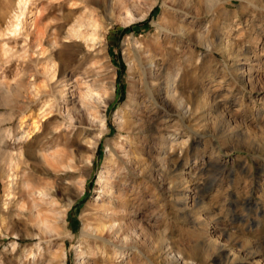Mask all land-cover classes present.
I'll return each instance as SVG.
<instances>
[{
    "label": "rangeland",
    "instance_id": "374dc122",
    "mask_svg": "<svg viewBox=\"0 0 264 264\" xmlns=\"http://www.w3.org/2000/svg\"><path fill=\"white\" fill-rule=\"evenodd\" d=\"M198 2L0 0V264H264V0Z\"/></svg>",
    "mask_w": 264,
    "mask_h": 264
},
{
    "label": "bare ground",
    "instance_id": "6f19581e",
    "mask_svg": "<svg viewBox=\"0 0 264 264\" xmlns=\"http://www.w3.org/2000/svg\"><path fill=\"white\" fill-rule=\"evenodd\" d=\"M224 1H227V0H199V2H200V4L201 3H204L206 6H207V8L209 9V11H212V10H216L217 8H220L221 7V5H223V2ZM192 2V1H191ZM196 2H197V0H196ZM198 2V3H199ZM20 3H22V2H20ZM25 3V2H24ZM99 3V2H98ZM187 3H188V1H187ZM190 3V2H189ZM193 3H194V1H193ZM192 5V4H191ZM93 12V11H92ZM92 12H91V14H92ZM92 18V17H91ZM19 19V18H18ZM88 24L90 25V26H92V27H95L96 29H97V27H99L100 26V24H99V22H98V20H96V19H91V20H89V22H88ZM19 23L18 24H16V28H18L19 27ZM87 25V24H86ZM83 26H85V24L84 23H82V24H80L78 27H75V28H73L72 29V31H71V34H73V35H76V36H79L80 35V33H82V31H81V28H83ZM98 33V32H97ZM96 36H97V34H96V30L94 31L93 30V32H90V34H89V36H88V38L89 39H92V40H95V39H97L96 38ZM129 57H130V55H129ZM139 57V56H138ZM130 62H131V60H130ZM132 65V64H131ZM131 67V66H130ZM131 69H133V68H131ZM55 70H56V65H55V63L54 64H52L51 65V69L50 70H48V71H50V74H51V79H53V78H55V76H56V73H55ZM172 84V83H171ZM173 92V91H172ZM175 92V91H174ZM173 92V93H174ZM167 93V92H166ZM169 93V92H168ZM167 93V94H168ZM170 94V93H169ZM168 94V95H169ZM172 94V93H171ZM173 95V94H172ZM171 95V96H172ZM134 96H136V95H134ZM170 96V97H171ZM153 97V96H152ZM168 97V96H167ZM173 98V97H172ZM134 101V98H133V96L132 95H130V97H129V100H128V102H129V104L131 103V102H133ZM100 102V101H99ZM157 102V101H156ZM106 104H107V100L106 101H104V106H106ZM46 105H48V103L46 102L45 104H44V106H46ZM96 107H98V106H96ZM186 113V112H185ZM36 124V123H35ZM128 125V124H127ZM37 126V125H36ZM116 215V214H115ZM123 215H125V214H123ZM123 215H118V219H121V218H123L124 219V216ZM117 216V215H116ZM128 227V225H123L122 223H119V230L122 232V234H125V232H126V228ZM130 228V227H129ZM169 250V249H168ZM167 258H168V261L169 262H172V263H177V264H196V262L194 261V260H192V259H189V258H187L184 254H182V253H172V251L171 250H169V252L167 253Z\"/></svg>",
    "mask_w": 264,
    "mask_h": 264
}]
</instances>
